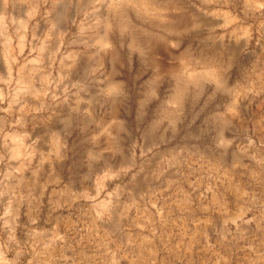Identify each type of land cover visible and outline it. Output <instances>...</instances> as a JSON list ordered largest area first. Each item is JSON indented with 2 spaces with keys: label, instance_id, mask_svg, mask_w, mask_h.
<instances>
[{
  "label": "rangeland",
  "instance_id": "374dc122",
  "mask_svg": "<svg viewBox=\"0 0 264 264\" xmlns=\"http://www.w3.org/2000/svg\"><path fill=\"white\" fill-rule=\"evenodd\" d=\"M12 45L0 264H264V0H40Z\"/></svg>",
  "mask_w": 264,
  "mask_h": 264
},
{
  "label": "bare ground",
  "instance_id": "6f19581e",
  "mask_svg": "<svg viewBox=\"0 0 264 264\" xmlns=\"http://www.w3.org/2000/svg\"><path fill=\"white\" fill-rule=\"evenodd\" d=\"M11 3H13V0H0V36L4 39L6 48L8 49L9 52V56L13 60H16L17 55L14 53L15 49L12 45V38L14 36L18 37L19 51L22 52L26 43V39L29 36V20L31 17L34 18L39 13L40 0H37V2H35V4L32 6V9L26 14V17L19 19L18 26L15 28V30H12L11 27V23H13L14 20L16 19L14 12L12 14L10 12ZM43 79L46 80L45 86L40 90L37 89L35 91H41V93L43 94V98L46 99L50 93V84L52 83V79H53L52 74L49 73V76H44ZM51 96H55V95H51ZM10 141H12V145H11L12 148L11 150L9 149L11 151L10 153H12L11 156H18V154H20L24 149L25 146L24 139L19 137L18 135H11ZM13 223L14 222H12V224ZM2 250L3 248L0 247V252H3Z\"/></svg>",
  "mask_w": 264,
  "mask_h": 264
}]
</instances>
